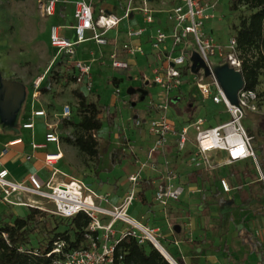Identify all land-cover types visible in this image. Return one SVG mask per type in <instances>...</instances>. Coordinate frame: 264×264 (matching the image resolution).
<instances>
[{"label":"rangeland","instance_id":"rangeland-1","mask_svg":"<svg viewBox=\"0 0 264 264\" xmlns=\"http://www.w3.org/2000/svg\"><path fill=\"white\" fill-rule=\"evenodd\" d=\"M74 1L69 0L66 4L67 16L62 13L47 17L43 14L42 0H0V148L7 140L16 137L27 138L30 137V133L37 135L38 140L44 139L46 130L44 117L34 119L36 126L33 130H25L21 126L24 121L30 119L34 108L41 107L47 111L48 122L54 124V130L60 136L59 146L63 148L67 145L69 151L56 166L66 173L59 172L54 182L69 183L72 179L80 180L98 194L107 195L109 199H113L116 195L120 199L134 189L135 201L129 212L130 216L137 218L148 229H150L149 226L164 218L170 219L171 225L174 226L171 230L172 235L165 237L164 234L168 233L166 230L162 233L157 230L153 232V229L151 231L178 264L182 263L170 247V244L176 245L182 255L180 248L182 241L181 238L177 241L176 235L185 237V241L188 240L192 245L205 242H210L212 246L215 245L212 236L207 238L206 234L205 239H198V237L193 239V236L186 238L190 233L189 231L186 234V229L192 228L188 225L194 222L193 219L197 226L199 224L203 226V217H208L214 210L219 212L221 217L219 220L226 227L227 233L240 237L243 242L257 239L264 243V71L260 73L259 84L256 87L258 111L246 110L243 120L248 132L254 137L256 161L248 160L218 166L216 164L222 158V154L218 153L212 157L215 167L196 168L197 165L193 160L195 128H190V139L184 147L179 145L178 139L181 128L198 118H204L205 122L212 126L230 119V114L223 104L204 100L199 93L198 86L194 84L195 76L200 81H207L208 77L202 78L204 74L199 70L188 71V75L183 77L182 86L164 99L161 87L151 84L154 77L152 58L147 60L141 54L129 56L131 64L136 67L126 71V75L121 77L118 69L112 66V61L109 59V52H112L114 47L104 45L101 46L102 49H99L100 46L94 41H87L76 46L74 60L89 61L91 59L89 51L92 50L96 55L98 54L97 62L100 61V64H105V66L102 70H98L97 62L92 64V91H88L84 84H75L74 69L70 60L62 61V54L60 58L56 57L58 50L51 46L49 35L52 24L69 27L72 25L74 22L72 2ZM88 1L97 9V14L101 8L104 11L115 10V13L120 16L123 14L127 0ZM150 6L162 9L171 7V4H163L159 0H154ZM230 6V0H219L214 17L205 20L204 31L213 38L215 43L221 45L222 55L213 57L211 62L217 75L223 79V85L229 96L233 98V94L229 92V84L235 83L236 80L232 67L225 59V51L235 36V27L240 19L249 16L251 10L244 5L238 10H231ZM157 16H161L165 23L168 22L165 13ZM139 17L142 16L139 15ZM127 26V21H122L119 27L124 32ZM163 28L169 32V29ZM150 30L154 31L152 27ZM72 35L73 33L70 32L69 36ZM115 36L116 31L112 30L108 38L112 39ZM146 36L147 34L144 35V40ZM117 37L122 39L124 34H118ZM168 44L171 45L170 40ZM143 45L146 50H151V44L144 43ZM122 46L118 51L125 54ZM189 48L191 49L190 56H192L191 63L200 66L196 45L192 42ZM178 53L179 51L175 55ZM191 63L189 62L188 67H191ZM41 77L44 79L37 88L36 85ZM240 82V78H237V83L240 84ZM76 89L84 91L88 101L97 102L102 109L100 117L103 126L97 134L100 143L98 159L90 157L78 147L65 141V137L70 132L77 131L74 127L63 124L64 117L61 113L64 106L69 105L72 110V116L67 118L74 121L80 120L77 110L79 99L74 93ZM190 102L193 103L190 104ZM161 104L167 107L162 108ZM162 116L172 123L173 134L169 136L167 145L154 154L156 168L141 170L142 163H150L148 153L154 140V137L147 131L148 121ZM138 120L144 123L142 127L137 125ZM56 146V143H49L46 150L55 153L57 152ZM114 147H121L124 150L122 162L115 166L111 164L109 155L105 152L106 149L109 151ZM24 166L28 168L30 165L27 162ZM51 172L49 171L48 174L50 175ZM136 172L144 177L149 176L150 179L151 191L148 193L146 208H142L143 203L140 200L139 189L142 186V180H139L137 185L129 181V175ZM222 178L229 181L232 187L231 192L226 193L221 189ZM167 181L183 186L185 193L177 200L176 205L163 213L159 211L161 209L157 205L153 207V195L156 185ZM21 197L24 201L34 200L36 205L46 213L44 217L37 218L39 224L31 237L33 249L47 243L53 235L51 230L65 231L68 229L69 221L53 213L55 210L53 202L30 194ZM119 199H116L117 205H121L125 198L123 201ZM104 205L110 209L115 207L110 203H104ZM2 207L5 206L0 203V209ZM27 211L26 206L12 205L5 209L2 217L5 220L15 215L13 213L25 216ZM214 217L213 220L218 219ZM44 222L46 225H43ZM121 227L123 223H117L115 228L119 230ZM206 229L202 227V230ZM137 232L142 235L144 244L153 243L142 230L137 228ZM119 237L120 233L117 232L116 239ZM166 241H169V244ZM226 245L222 248H227L228 251L227 242ZM257 253L258 264H264V249L259 248Z\"/></svg>","mask_w":264,"mask_h":264},{"label":"built area","instance_id":"built-area-1","mask_svg":"<svg viewBox=\"0 0 264 264\" xmlns=\"http://www.w3.org/2000/svg\"><path fill=\"white\" fill-rule=\"evenodd\" d=\"M62 1L68 0H42L43 14L47 17L54 16L59 3ZM153 1L127 0L123 14L119 16L113 11L102 9L97 14L96 9L88 0H75L73 2L75 22L70 27L51 25L49 31L50 44L58 50L59 54L73 61V67L77 71L75 74L76 84H84L88 91H92V65L88 61L74 60L76 46L87 41H94L100 46L108 45L109 32L119 30L121 22L130 19L135 12L141 13L145 22L149 24L155 22V13H166L171 24L169 32L163 28H158L151 37L152 49L156 51V64L152 69L153 84L161 87L164 92V99L182 86L183 77L188 75V71H191V67H188L190 61L187 46L193 42L209 71L207 81H200L195 76L201 97L216 104H223L230 114L228 121L213 126L208 125L204 118L194 119L189 125L181 128L178 136L179 145L181 147L186 145L190 139V128L194 127L196 133L193 141L195 149L193 160L197 165L196 168L215 167L212 157L218 153L222 154L221 160L216 164L218 166L232 165L248 160L256 161L257 152L254 137L248 132L243 120L246 110L258 111V93L256 90L242 87L238 91L237 104H233L226 96L211 62L213 57L222 55V48L204 31V23L205 20L214 17V11L219 0H159L163 4H171V7L162 9L151 7L150 3ZM67 27L74 30L73 38L64 34V29ZM144 32L145 28L143 27H130L126 30L128 40L123 44V48L128 54L145 53L140 42L134 43V41L141 39ZM169 40L171 41V48L163 49V45ZM177 51L179 53L175 55ZM110 59L114 68L126 70L130 68V63L122 59L117 50L110 53ZM225 59L229 66L241 71L242 63L235 37L227 46ZM43 79V77L40 78L36 85L37 88L40 87ZM160 107L166 108L167 106L161 104ZM61 114L62 117L71 116V107L65 105ZM33 115L46 116L47 114L45 110H36ZM143 124L141 120L137 121L138 126L142 127ZM23 127L34 128V122H26ZM47 127L46 142L56 143L58 146L57 153H47L44 159L45 166L51 168L52 171L50 179L44 181L37 174H30L26 180H13L10 178V171L0 164V203L40 208L34 200L24 201L21 197L30 194L53 202L55 206L53 213L60 217L69 218L80 212H84L90 217L91 222L85 233L88 246L63 252L64 242H55L53 253L60 256L54 258L52 264H125L122 256L115 254V247L121 238L131 234L139 238L141 242L143 241L142 235L137 232V228L141 230V224L128 213V206L135 198V190H130L121 205L110 209L104 205V203H109L107 195L98 194L87 187L83 181L72 179L69 183H55V177L59 173L56 164L63 157V153L59 147L60 136L54 130V124L47 123ZM147 131L154 137V140L148 153L150 163H142L141 170L156 168V161L153 156L167 145L169 136L173 134V125L165 116H162L149 120ZM39 147L41 145L33 143V148ZM27 158L30 159L31 157ZM143 179H149V176L144 177L139 172L129 175V181L134 185L139 184V180ZM73 184L75 185L70 188ZM220 185L224 192L232 191L227 179L222 178ZM184 192L185 188L181 185H175L171 181L161 182L156 185L153 198L157 204L166 208L171 202L180 199ZM118 221L127 224V227L122 235L116 239L115 227ZM151 236L155 239L153 234Z\"/></svg>","mask_w":264,"mask_h":264},{"label":"trees","instance_id":"trees-1","mask_svg":"<svg viewBox=\"0 0 264 264\" xmlns=\"http://www.w3.org/2000/svg\"><path fill=\"white\" fill-rule=\"evenodd\" d=\"M230 1L231 10H238L243 5L251 10L249 16L240 19L239 24L235 27L234 37L242 63L240 72L244 80V87L256 90L259 84V75L264 71V0ZM73 77L76 80L75 74ZM74 93L79 99L77 110L80 114V120L74 121L64 117L62 122L66 126L74 127L78 133L70 132L65 137V141L78 147L90 157L98 159L100 157V143L97 134L103 126L100 117L102 109L97 102L88 101L84 91L76 89ZM192 103L190 102V104ZM105 152L108 153L113 166L122 162L123 148L114 147L109 151L106 149ZM149 184L150 179L142 180L140 200L143 204H147L145 192L150 189ZM1 204L5 207L0 209V264H52L54 258L60 256L53 253L55 242L58 241L64 242L63 252L88 246L85 233L91 219L84 212L69 218L59 216L69 221L68 229L65 231L51 230L53 235L47 243L33 249L31 237L39 224L37 218L39 216L44 217L46 213L37 207H26L28 211L25 216L13 213L15 215L3 220L2 214L8 206L12 205ZM43 225H46V222ZM257 244L258 242L254 240L253 246ZM115 254L122 256L125 264H171L153 243L144 244V241L141 242L139 238L131 234L121 238L115 247Z\"/></svg>","mask_w":264,"mask_h":264},{"label":"crops","instance_id":"crops-1","mask_svg":"<svg viewBox=\"0 0 264 264\" xmlns=\"http://www.w3.org/2000/svg\"><path fill=\"white\" fill-rule=\"evenodd\" d=\"M68 1H66V2L62 1L59 3L56 14L54 16H56L57 14L61 15L62 13H65L67 16L66 4L68 3ZM62 9H64L65 11ZM96 11H97V9H96ZM113 12H115V10ZM73 13H74V6H73ZM160 14H164V13H161V12L155 13V22L151 23V24L145 22L143 15L139 12H135L130 19L123 20V21H127V23H128L126 30L130 27H143V28H145V32H144L143 36L141 37V39H139L138 41L137 40L134 41V43L140 42L144 48V45H143L144 43H147L149 45L151 44V37L156 33L155 29L157 30L158 28L165 27L168 30L170 28L171 24L169 23V21L165 23L164 19L161 16H157ZM139 15H141L142 17H139ZM73 19H74V17H73ZM74 22H75V19H74ZM150 25L154 29L153 32H151V30H150V28H151V27H149ZM126 30L124 32H122L120 29L115 30L116 36H115V38L109 39V44H108L109 47H114L112 52L114 50H117V52L119 53V56L122 59L127 60L130 63L129 69H127V70L126 69H118L117 70L118 74H120L119 76H121V77L126 75L125 74L126 71L131 70V68L136 67L134 64H131L132 61L129 59L130 58L129 56H131V55L135 56L137 54H141V53L128 54L126 52V50H125V54H122L121 52L118 51V49L121 48L120 46H122L128 40L127 35H126ZM70 32L73 33L72 36H69ZM121 33L124 34V37L122 39L117 37V35L118 34L120 35ZM64 34L69 38H73L74 37V30L67 27L64 29ZM145 34H147V36H146L147 38L144 40L143 37ZM98 46H100V45H98ZM53 48H55V47H53ZM122 48H123V46H122ZM162 48L163 49L164 48L170 49L171 45L169 46V44L167 42L165 45H163ZM99 49H102L101 46L99 47ZM144 50H145V53L141 54V55L145 56L147 60H148V58H152L151 63H153V66H154L156 64V51H154L152 49V46H151V50L150 49L146 50L145 48H144ZM109 53H111V52H109ZM164 53H167V51H164ZM89 55H90L91 59H89L88 62H90L91 65L95 64L98 60V54L96 55L94 51L90 50ZM56 57L60 58V54L58 51H57ZM109 57H110V54H109ZM66 59L69 60L68 57H65L64 55H62L61 60L63 61ZM70 62L73 66V61H70ZM149 62H150V60H149ZM96 65H97L98 70H102V68L105 66V64H100V61H98ZM73 69H74V67H73ZM73 71H74V74L77 73V71L75 69ZM138 71H139V69H138ZM92 79H93V77H92ZM151 84L153 86H155V84H153V81H151ZM194 84L197 85V82H194ZM177 90H174L171 94H173ZM36 110H45V109H42L41 107H39L37 109L34 108L32 110L31 117L29 116L30 119H27L26 121H24L21 126L25 130H33L34 128H29V129L24 128L23 124L26 122L33 121L34 127H35L36 124H35L34 119L36 117H44V121L46 124V130L44 133L46 134L48 131L47 123H49L47 120V117L46 116H34L33 113ZM46 114H47V111H46ZM33 143L41 145V147L33 148ZM48 144L49 143H47L45 140V135H44V139L38 140L37 135H35L33 133H30V137H27V138L16 137L13 139H9V140L5 141L3 143V146L0 148V164L2 166L6 167L10 171V178L13 180L23 181V180H26L30 174H37L42 180L48 181L51 177V174L50 175L48 174L49 171L51 172V168L45 166V162H44L45 160L44 159H45V155L47 153H54V152H50V151L46 150ZM56 147H57V152H58V146H56ZM59 147L63 153V157L57 162L56 166H58V164L63 160L65 153L67 154L69 152L67 145L64 146L63 148H61V146H59ZM4 151H6V152L3 154ZM57 152H55V153H57ZM27 157H31V158L28 159ZM27 162L30 165L28 168H26L24 166V163H27ZM57 169L59 170L60 173H63V172L66 173L64 170H62L60 168H57ZM139 190L140 191L142 190V186ZM150 191H151L150 189L146 190V192H145L146 198L148 197V193ZM184 193H183V195H184ZM182 196L180 198H182ZM125 197L126 196L123 195L119 199V196L116 195L113 197V199L112 198L109 199L110 200L109 203H110V205L112 204L114 206H119L116 204V199L123 201V199ZM134 201H135V198L132 200L131 204L128 206V213L131 211ZM176 203H177V201H173L169 204L168 207L163 208L159 204H157L153 198V207H154V205H157L161 209L159 211H161L163 213L168 212L169 208H172L174 205H176ZM145 205L146 204H143L142 208H146ZM165 210H166V212H165ZM132 211L134 212V210H132ZM210 216H211V218H210ZM213 216L218 217V219L213 220ZM165 217H167V216L165 215ZM132 218H134L141 225L143 224L137 218H135V217H132ZM203 218H204V219H202L204 222L203 226H200V224L197 226V223L193 219L194 222H191L190 225H188V226H192V228L188 227L186 229V234L190 231V233L186 236V238H188L189 236H193V239H196L197 237H198V239H200V238L205 239V234H206L207 238L212 236V239L214 240L215 245L212 246L210 244V242H205V243L198 244V245L197 244L192 245V244H190V242L188 240L185 241V239H184L185 237L180 236V235H178L179 236L178 237L176 235L175 238H177V241H180L179 240L180 238L182 241L180 244V248L182 250V255L179 251V248L176 245L170 244V247L175 252L176 256L180 259L182 264H258L257 256H256V254H258L257 250H259V248L264 249V243L260 242L257 239H251L249 242H243L240 237H235L232 234L227 233L226 227L223 226V224L220 221L221 217L219 215V212H217L215 210L208 217L206 216ZM170 221H171L170 219L164 218L162 221L157 222L154 225L149 226V228H150L149 230L151 231L153 229V232H156V230H157L159 233H162L163 230H166V231H168V233L164 234L165 237L172 235L173 231H171V230L174 226H173V224L171 225ZM117 223H123V222L118 221ZM142 226L144 227V225H142ZM126 227H127V224L123 223V227H121V229H119V230L116 229L115 237L117 236V232H119L120 236H121ZM151 227H153V228H151ZM202 227L207 228V229L202 230ZM184 233H185V229H184ZM254 240L258 242V244L255 246H253ZM166 242L169 244V241H166ZM226 242L229 246L228 251H227V248H225L226 250L224 248H222L223 245L227 246ZM163 248L165 249V247H163ZM168 254H170V253L168 252ZM171 257L173 258L172 255H171Z\"/></svg>","mask_w":264,"mask_h":264},{"label":"water","instance_id":"water-1","mask_svg":"<svg viewBox=\"0 0 264 264\" xmlns=\"http://www.w3.org/2000/svg\"><path fill=\"white\" fill-rule=\"evenodd\" d=\"M190 45V44H189ZM189 45L187 46V51L189 52V54H188V59H189V61H190V59L192 58V56H190V48H189ZM198 60L201 62V64H200V66H195L193 63H191L192 62V59H191V61H190V63H191V70L192 71H202L203 72V76H202V78H204V77H208L209 76V71H208V68L206 67V65H205V63H204V61L202 60V58L200 57V55H199V53H198ZM194 57V56H193ZM214 67V66H213ZM199 68H201V69H199ZM232 70H233V73H234V76H235V80H236V82L235 83H230L229 84V92L230 93H232L233 95V98L232 97H230L229 96V94H228V92H227V90L225 89V87H224V85H223V79H220V77L217 75V73H216V71H215V68H214V71H215V73H216V76H217V78H218V80H219V82H220V84H221V86L223 87V89H224V91H225V94H226V96L228 97V99L233 103V104H237V102H238V91L242 88V87H244V80H243V77H242V74H241V72L240 71H237V70H235L234 68H231ZM237 78H240V84H238L237 83ZM154 239V238H153ZM153 239H152V241H153ZM154 241H155V239H154ZM153 241V243H154V245L157 247V244H156V242H157V240H156V242H154ZM158 243V242H157ZM158 248V247H157ZM159 249V248H158ZM160 250V249H159ZM160 252L169 260V262L171 263V264H178L172 257H171V255L170 254H168V256L170 257V259L160 250Z\"/></svg>","mask_w":264,"mask_h":264},{"label":"bare ground","instance_id":"bare-ground-1","mask_svg":"<svg viewBox=\"0 0 264 264\" xmlns=\"http://www.w3.org/2000/svg\"><path fill=\"white\" fill-rule=\"evenodd\" d=\"M75 184L71 185L70 188H72ZM66 187V186H65ZM140 225V224H139ZM141 230L149 237V239H153L152 238V233L151 231L148 229V228H145L141 225ZM156 238H155V241L153 239L154 242H156ZM158 242V243H157ZM156 244H157V247L170 259V257L168 256V252L161 246V244L159 243V241L157 240Z\"/></svg>","mask_w":264,"mask_h":264}]
</instances>
